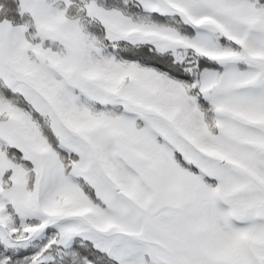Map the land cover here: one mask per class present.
Here are the masks:
<instances>
[{
    "label": "snow or ice",
    "instance_id": "6c2138e0",
    "mask_svg": "<svg viewBox=\"0 0 264 264\" xmlns=\"http://www.w3.org/2000/svg\"><path fill=\"white\" fill-rule=\"evenodd\" d=\"M0 264H264V0H0Z\"/></svg>",
    "mask_w": 264,
    "mask_h": 264
}]
</instances>
